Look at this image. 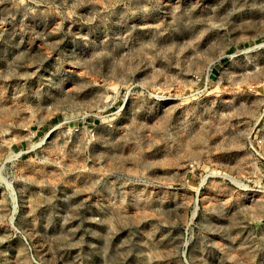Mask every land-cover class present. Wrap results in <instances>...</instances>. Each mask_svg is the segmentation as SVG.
I'll use <instances>...</instances> for the list:
<instances>
[{"label": "rangeland", "instance_id": "obj_1", "mask_svg": "<svg viewBox=\"0 0 264 264\" xmlns=\"http://www.w3.org/2000/svg\"><path fill=\"white\" fill-rule=\"evenodd\" d=\"M260 44L264 0H0V264H264Z\"/></svg>", "mask_w": 264, "mask_h": 264}, {"label": "built area", "instance_id": "obj_2", "mask_svg": "<svg viewBox=\"0 0 264 264\" xmlns=\"http://www.w3.org/2000/svg\"><path fill=\"white\" fill-rule=\"evenodd\" d=\"M163 6V9L168 12H179L183 4L192 0H159ZM262 142L260 141L259 144Z\"/></svg>", "mask_w": 264, "mask_h": 264}, {"label": "bare ground", "instance_id": "obj_3", "mask_svg": "<svg viewBox=\"0 0 264 264\" xmlns=\"http://www.w3.org/2000/svg\"><path fill=\"white\" fill-rule=\"evenodd\" d=\"M259 6V5H258ZM261 8V7H260ZM264 44H260L259 47H262ZM233 179V178H232Z\"/></svg>", "mask_w": 264, "mask_h": 264}]
</instances>
